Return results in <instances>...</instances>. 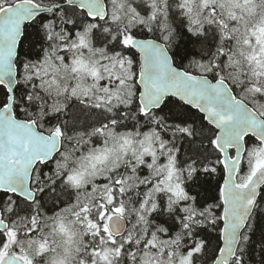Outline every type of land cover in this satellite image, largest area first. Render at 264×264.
Here are the masks:
<instances>
[{
	"label": "snow or ice",
	"instance_id": "6c2138e0",
	"mask_svg": "<svg viewBox=\"0 0 264 264\" xmlns=\"http://www.w3.org/2000/svg\"><path fill=\"white\" fill-rule=\"evenodd\" d=\"M0 264H264V0H0Z\"/></svg>",
	"mask_w": 264,
	"mask_h": 264
},
{
	"label": "rangeland",
	"instance_id": "374dc122",
	"mask_svg": "<svg viewBox=\"0 0 264 264\" xmlns=\"http://www.w3.org/2000/svg\"><path fill=\"white\" fill-rule=\"evenodd\" d=\"M99 146L100 147H103L104 145H103V141L101 142V144H99ZM93 147H95V146H93ZM86 154V153H85Z\"/></svg>",
	"mask_w": 264,
	"mask_h": 264
},
{
	"label": "trees",
	"instance_id": "16d2710c",
	"mask_svg": "<svg viewBox=\"0 0 264 264\" xmlns=\"http://www.w3.org/2000/svg\"><path fill=\"white\" fill-rule=\"evenodd\" d=\"M101 142H102V140L100 141V144H101ZM93 146H95V145H92L91 147H93ZM87 154V153H86Z\"/></svg>",
	"mask_w": 264,
	"mask_h": 264
}]
</instances>
